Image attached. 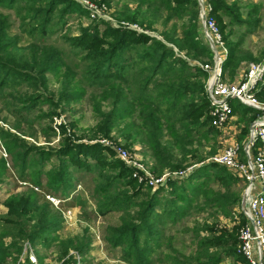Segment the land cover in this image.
Here are the masks:
<instances>
[{"label":"trees","instance_id":"trees-1","mask_svg":"<svg viewBox=\"0 0 264 264\" xmlns=\"http://www.w3.org/2000/svg\"><path fill=\"white\" fill-rule=\"evenodd\" d=\"M112 1L100 0L99 3L110 6ZM210 3L211 16L217 19L228 51L222 64V77L228 72L234 75L243 62V57L239 45L230 43L228 37L224 36L227 27L223 15L238 20L239 14H233V9L224 0H210ZM22 4H25L23 10L26 5L33 6L31 20L39 23L27 30L32 37L40 40L53 31L54 22L65 26L71 15H88L85 9L72 0H0L1 9L15 10ZM159 7L181 19L188 16L182 27V37H178L175 32L165 33L164 41H161L145 34H137L131 29L111 27L103 21H94L88 27H81L77 36H64L71 48L83 58V75L93 86L103 89L105 100L112 99V111L102 113L103 118L94 137H110L116 118L124 120L138 109L146 135L145 141L157 161V168L153 170L156 174H161L165 168H181L172 166L171 157L161 144L166 133L184 147L183 142L193 144L203 133L215 132L210 122V100L206 90L210 74L187 61H213L211 49L199 39L198 0H160ZM150 10L151 8L144 10L142 5L133 10L126 8L120 19L128 20L131 24H147L152 28L147 16ZM20 42L22 37L11 35L10 26L0 14V100L3 108L22 116L23 111L32 112L39 104L48 102L53 109L48 114L41 115L53 122V116L58 114L57 109L62 103L76 100L82 94L68 91L71 84L69 81L57 101L53 99V95L41 92L40 89L48 90V74L58 75L63 68L68 69L64 52L54 46L41 45L37 41H32L25 47ZM174 48L185 52V57L179 56ZM135 68L139 70V76L145 75L138 82L134 78L137 74L130 73V69ZM69 72L65 74L66 77ZM130 78L134 80L131 84H137L135 91L128 89L131 85ZM157 78L161 81L156 80ZM155 81L156 96H148L149 86ZM25 85H28V90L24 91L21 88ZM5 90L10 91L9 95H5ZM256 96L264 103V82L259 84ZM163 105L167 108L164 109ZM232 108L233 114H239L249 125L262 114L261 111L241 103ZM97 111L101 114V108ZM177 111L181 113L180 119L170 120L172 113ZM1 114L2 108L0 121ZM249 125L243 130L241 142L249 134ZM16 129L20 130V125ZM60 130L61 143L56 148L28 145L4 129H0V139L11 157L18 180L39 188L44 193L68 198L78 181L76 173L93 174V198L99 215L107 216L112 212L122 214L121 224L109 229L106 241L113 248H122L123 260L128 264H154L153 256L162 247L164 229L168 223L175 224L186 216L201 197L204 199L203 207L215 206L227 216L230 214L226 209L235 207L241 201V191L232 189L243 184V181L218 164H203L187 178L169 181L167 187L153 191L139 183L133 177V169L114 158L113 152L104 145L83 142L75 133H69L65 125H60ZM42 132L48 137L56 135L51 124L42 129ZM126 144L127 147L132 145L128 141ZM50 163V170L44 171ZM6 164L7 161L2 159L0 174L7 169ZM211 184H218L225 191H214ZM3 204L8 212L4 219L7 228L0 230V264L7 263L9 259L18 262L23 251L22 243L25 241L35 248L38 244L47 246L58 240L56 233L60 223L42 193L31 188L28 194L9 197ZM243 222L245 224V220ZM205 230L211 234L207 238H201L200 230L196 232L197 238H200L196 264H219L228 257L243 260L237 256L239 238L236 230H216L214 226ZM215 230L216 233L220 232L219 235ZM7 238H11L9 244L6 243ZM63 245L61 264H76V259L69 255L71 246L81 256L87 251L86 246L72 242ZM26 264L32 263L27 260Z\"/></svg>","mask_w":264,"mask_h":264},{"label":"rangeland","instance_id":"rangeland-1","mask_svg":"<svg viewBox=\"0 0 264 264\" xmlns=\"http://www.w3.org/2000/svg\"><path fill=\"white\" fill-rule=\"evenodd\" d=\"M99 1H74L85 9L88 15L82 17L76 14L71 15L67 18V24L65 26L54 22L52 26L53 31L41 40L36 39L35 36L32 37L30 32H28L29 28L35 27L39 23V21L31 20V9L33 6L26 5L25 10L22 9V7H25V4L19 6L21 9L18 8L15 10L0 8V14L3 15L7 24L10 26L11 35L22 37V42H20L22 47L27 46L32 41H37L41 45L54 46L64 52L63 56L68 69L63 68L58 75L55 73L48 74V90L44 91L40 89V91L46 95H53V99L57 101L60 93L64 90V86L67 87L69 81L71 84L68 86V91H76L75 93L79 92L82 94L76 100H72L69 103H62L61 107L57 109L58 114L53 116V122H50L48 117L41 115L42 113L48 114L53 109V106L48 102L39 104L32 112L23 111L22 116H20L19 113H13L3 108V103L0 100V108H2L0 129H4L18 136L28 145L41 148H56L61 143L62 134L60 125H65L69 133H75L77 137L83 139V142L100 143L102 145H104L103 142L107 143L108 145L104 146L113 152L114 158L116 159H119V157L113 151L112 147L116 146L127 150L138 159L139 163L151 175L153 174L157 177L164 175L166 172L180 173L188 169L193 171L203 164H216L213 162V159L222 152L224 146L227 145L231 138L237 140L242 152L243 145L247 141L248 136L242 142L240 139L243 130L249 124L239 114H233L223 129H215V132L211 134L203 133L201 137L196 138L193 144L183 142L185 144L184 147L179 145L173 136L166 133L161 139V144L168 156L171 157L172 166L181 168H165L161 174H156L153 171L154 168H157V161L154 159L145 141L146 135L142 128V118L138 109L131 112L124 120L116 118L110 137H104L102 135L94 137L95 130L102 121V113L107 114L112 111V99L105 100L103 98V89L95 85L93 86L91 81L83 75L85 68L83 58L81 54L71 48L64 36H77L79 35L81 27H88L94 21H103L115 28L126 27L122 25L124 23H131L128 20L120 19V15L125 14L124 10L126 8L133 10L139 5H142L144 10L151 8L147 16L152 23V28H149L147 24L142 26L134 22L130 25L132 28L131 31L164 41L165 33L175 32L178 37H182V27L187 22L188 17L186 16L181 19L173 16L174 14H170L168 10L159 7L160 0H150V2L148 0H145L147 2L142 0H113L110 6L100 4ZM224 1L229 8L233 9V14H239L238 20L225 14L223 15V21L227 27L224 36L228 37L230 43L239 45L240 53L243 57V62L246 63L247 69L249 64L258 63L264 58V0ZM88 3L94 5L99 11L103 5L106 9L100 11L98 18L93 19L91 12L86 9ZM213 19L217 23V19ZM198 31L199 39L205 46L209 47V43L204 37L203 23L200 18V6L198 10ZM174 49L179 56L185 57V52H179L176 48ZM187 61L193 66L205 64L213 66V61L210 62L208 59H187ZM68 71H70L69 76L66 77L65 74ZM138 71L136 68L130 69V73L137 74L136 77L134 76L137 82L145 76H139ZM234 76L235 74L233 75L228 72L225 74V77H222V81L226 83L235 82L233 81ZM129 80L130 84L134 81L132 78ZM156 80L161 81L160 78ZM155 84L156 81L150 84L147 92L148 96H156L157 92H154ZM136 88L137 84H131L128 89L135 91ZM21 89L24 91L28 90V85H25ZM258 89L259 85L257 86L256 92ZM9 92V90L4 91L5 95H9ZM126 93L129 94L127 91ZM231 105L232 107H237L239 102L232 101ZM162 107L164 109L167 108L166 105ZM98 108H101V114L97 111ZM180 117L181 113L179 114L177 111V113H172L169 119L176 121ZM49 124L55 128L56 135L48 137L42 132V129H45ZM71 124L75 126L72 127ZM19 125L21 129L17 130L16 126ZM127 141L132 143L130 147L126 146ZM2 159L7 161V169L3 170L0 174V203H2L0 204V230L7 228L4 219L8 209L3 203L9 197L26 195L31 191V188L35 189V187L25 185L18 180V173L13 169L11 157L7 154L4 143L0 139V163ZM242 159L244 160L243 157ZM50 168L51 163L46 165L44 171L48 172ZM76 177L78 178L76 187L68 196L70 200L64 204L63 208L58 209L56 206L50 204L53 215L57 217L60 223V227L56 233L58 240L49 243L47 246L38 244L33 248L30 245L38 264H61L63 244L65 243L66 245L67 242H72L79 246H86L87 251L84 256L78 254L72 246L69 248V255L73 256L76 262L77 259H80V264H128L123 260L122 248H113L106 241L109 229L121 224L122 214L120 212H112L107 216H100L93 198L95 188L94 175L76 173ZM43 181L44 184L47 183L45 176ZM211 189L214 191H225L218 184H211ZM244 189L245 185L243 183L234 186L232 190L236 192L241 191L242 196ZM59 197L67 198L62 195ZM203 203L204 199L201 197L189 209V213L186 216L178 220L175 224L172 222L168 223L164 229L165 239L162 240V247L153 256L154 264H196L197 244L200 239L197 238V230H200L201 238H207L211 235L205 229L212 226L216 230H227L229 232L236 230L237 237L239 238L240 231L244 225V218L239 213V204L233 208L226 209L230 214L227 216L215 206L207 205L203 207ZM66 209H70L71 212L67 213ZM219 233L216 234L219 235ZM10 242L11 238H7L6 243L9 244ZM28 244V241L22 243L23 251L18 262L9 259L5 264H26L30 254L27 248Z\"/></svg>","mask_w":264,"mask_h":264},{"label":"built area","instance_id":"built-area-1","mask_svg":"<svg viewBox=\"0 0 264 264\" xmlns=\"http://www.w3.org/2000/svg\"><path fill=\"white\" fill-rule=\"evenodd\" d=\"M79 2V0H74ZM200 6V18L203 23L204 37L209 43L213 53V66L209 64L200 67L210 73L206 90L210 100V122L215 129H223L233 114L232 101H238L242 105L261 111L251 124L247 141L243 145L242 152L239 143L225 145L213 162L226 168L236 178L243 181L245 189L239 203L240 214L245 224L239 234V244L236 257H228L219 264H264V103L256 96L259 83L264 81V58L258 63H251L244 72L241 81L226 83L222 81V64L227 56V47L223 40L216 21L211 16L212 6L210 0H198ZM86 9L91 12L93 19L100 16V11L106 8L103 5L99 11L91 3ZM131 24L124 23L123 28L131 29ZM105 146L108 144L103 142ZM119 159L129 168L133 169V177L139 183L145 184L153 191L167 187L169 181H181L187 178L192 170L188 169L180 173L166 172L157 177L151 175L136 157L121 147H112ZM244 158V160L242 159ZM27 185V184H25ZM36 191L45 195L46 200L56 206L63 208L69 201L68 198L44 193L39 188ZM70 213V209H66ZM27 247V246H26ZM29 260L32 264H38L32 248L28 244ZM76 264H80L77 259Z\"/></svg>","mask_w":264,"mask_h":264},{"label":"crops","instance_id":"crops-1","mask_svg":"<svg viewBox=\"0 0 264 264\" xmlns=\"http://www.w3.org/2000/svg\"><path fill=\"white\" fill-rule=\"evenodd\" d=\"M245 69H246V63L243 62L240 64L239 68L237 69L235 76L233 78V81H235V82L241 81V79L244 76ZM236 142H237L236 139L231 138V139H229L227 145L232 144V143H236Z\"/></svg>","mask_w":264,"mask_h":264}]
</instances>
